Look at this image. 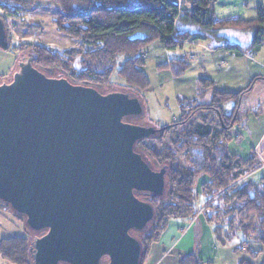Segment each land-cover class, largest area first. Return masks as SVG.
Listing matches in <instances>:
<instances>
[{"label": "trees", "instance_id": "16d2710c", "mask_svg": "<svg viewBox=\"0 0 264 264\" xmlns=\"http://www.w3.org/2000/svg\"><path fill=\"white\" fill-rule=\"evenodd\" d=\"M41 1L58 7L57 29L78 41L79 46L60 56L45 46L31 44L33 65L45 71L60 69V75L71 83L99 89L112 83L115 72L131 91L148 90L143 51L154 42L173 51L186 41L210 40L213 47H222L234 56L253 54L264 45V3L256 6L252 19L216 17V0H0V9L7 16H15L32 12ZM185 4L190 10L183 9ZM226 31L249 33L250 44L229 41L222 36ZM8 41L10 45L9 36ZM159 68L169 69L179 77L189 63L184 58L172 59ZM198 84L199 96L211 93L207 103L182 107L178 118L169 122L164 131L135 144V149L154 164L153 168L166 169L164 196L145 198L154 206L155 216L144 232L136 233L142 244L140 264L170 220L196 218L200 197L204 200L202 216L215 237L240 240L234 251H244L247 258L238 259L237 264H264V173L258 182L248 179L262 168V162L253 148L246 158L229 149L231 142L241 140L238 131L247 129L248 113L264 115V74L254 76L237 92L218 90L209 79L201 78ZM226 101L234 103L228 114L222 110ZM214 122L217 125L211 129ZM179 125H184L181 132L162 146L166 134ZM145 140L161 148L144 146ZM201 176L208 180L197 191L196 180ZM0 204L9 209L6 203ZM30 245L31 239L26 236L2 238L0 257L11 264H32ZM178 264L210 262L203 261L194 250L180 255Z\"/></svg>", "mask_w": 264, "mask_h": 264}, {"label": "water", "instance_id": "95a60500", "mask_svg": "<svg viewBox=\"0 0 264 264\" xmlns=\"http://www.w3.org/2000/svg\"><path fill=\"white\" fill-rule=\"evenodd\" d=\"M143 114L137 93L49 77L29 54L0 82V202L39 234L32 264H140L136 233L155 216L145 198L164 196L166 169L135 144L168 127Z\"/></svg>", "mask_w": 264, "mask_h": 264}, {"label": "crops", "instance_id": "0c3cea01", "mask_svg": "<svg viewBox=\"0 0 264 264\" xmlns=\"http://www.w3.org/2000/svg\"><path fill=\"white\" fill-rule=\"evenodd\" d=\"M260 3H264V0H216L214 12L218 18L239 17L252 19L255 17L256 6ZM225 34L239 35L241 37L240 40H235L234 42L242 46L250 44L251 35L249 33L226 31ZM154 43H156L153 45L152 52L154 54L150 52L147 55H143L145 62L144 72L150 81V85L153 84L156 78L154 76L152 80L150 75L152 71L156 73L168 72L172 77L180 78V76H174L169 69H158V66L166 64L172 59L180 58L186 59L189 64L196 63L200 70L199 73H201L197 79H209L221 91L237 92L247 86L254 76L264 74V45L253 54L244 53L242 56H234L230 55L222 47L210 46L208 40L186 41L180 48L171 51L172 55L169 52L166 54L167 50L158 42ZM198 52L201 53L200 57L196 56ZM209 54L211 55L210 61L215 69V75L203 73V66L206 64V61H204L205 56H209ZM155 55L157 59H154ZM196 59L197 61H194ZM147 62L150 65H147ZM158 83L159 81L156 80V84ZM206 94H209L208 97L210 99V92H206L202 97H206ZM184 100L181 99L179 101V108L180 102H184ZM249 116H252V120L248 119ZM238 132L242 136L241 141H244L243 147L236 145L237 142H231L229 149L232 153L246 158L249 155L250 148H253L262 162V168L251 174L248 179L258 182L264 173V115L256 117L252 113H248L247 129H241ZM234 144L235 146L233 147L236 149L232 151L231 145ZM237 149L238 151L236 152ZM207 180L206 176L199 177L196 180L197 187ZM196 190L199 191L198 188ZM239 241V239L235 238L218 240L204 218L202 220L199 218H194V220L173 219L169 221L166 228L161 232L156 243L151 246L142 264H178L180 255L191 253L194 250H197L203 261L210 262V264H237L238 259L247 258V254L244 251H234V248L239 245ZM249 245L253 248H259L256 244Z\"/></svg>", "mask_w": 264, "mask_h": 264}, {"label": "rangeland", "instance_id": "374dc122", "mask_svg": "<svg viewBox=\"0 0 264 264\" xmlns=\"http://www.w3.org/2000/svg\"><path fill=\"white\" fill-rule=\"evenodd\" d=\"M184 8L186 10H190V6L188 4L183 5V9ZM57 9L58 7L55 4L48 1H41L32 12L20 13L15 16H7L3 10L0 9V16L6 20L8 36L10 38L9 48L7 50L0 49V82L10 78L18 60L23 55L26 56L31 52V44L45 46L52 52H57L60 56L62 54L64 55V53L71 48L79 46L78 41H75L72 37L57 29V23H60V20L57 17ZM222 36L233 42L235 40H240L241 38L239 35L222 34ZM208 41L210 42V46L213 47L215 45L210 40ZM154 44L156 43H152L146 47L143 51V55H147L150 52L154 54V52H152ZM168 52L173 55L171 51H167L166 54ZM196 56L200 57L201 53H196ZM210 57V54L209 56H205L204 61H206V64L203 66V73L215 75V69L211 64ZM154 59H157L156 55ZM194 61H197V59ZM147 65H150V63L147 62ZM199 71L200 70L198 69V66H196V63H190L189 68L183 75L180 76V78H174L168 72H150L152 80L154 76L156 78L148 90L137 93L144 107V116L136 122L141 125H151L156 129H160L167 126L170 120L176 119L179 116V111L182 110V107L189 109L191 106L193 108L196 107L197 104L207 102L209 94H206L207 96L203 98L197 93V90L199 89V79L197 78L201 74ZM61 73L62 71L60 69L45 71V74L49 77L56 76ZM111 80L112 83L100 89L101 92L104 93L108 89L133 90L124 86L115 72L112 74ZM156 80L159 81L158 84H156ZM181 99L185 100L184 102L181 101V106L179 108V101ZM233 107V101H226L223 103L222 108L224 114L230 113ZM251 118L252 116L248 117V119ZM215 125L217 124L214 122L210 128L214 129ZM183 128L184 125H179L172 131H169L164 137L161 145L170 144L169 140L172 136H174L175 133H180ZM143 145L161 148V145H157V143H153L150 140L143 141ZM236 145L243 147L244 141L240 140L236 143ZM233 146H235V144L231 145L232 151L236 149ZM237 151L238 149L236 152ZM149 162L152 167H155L151 161ZM196 188L199 189L197 184ZM200 199L201 197L199 198V202L196 203L198 210L196 218L202 220L203 216L200 208L203 205V200L201 202ZM0 211H3L0 212V239L11 236H26L32 240L34 237L39 236V234L31 232L29 228L24 225L23 219L13 214L4 204H0ZM0 264L11 263L0 258Z\"/></svg>", "mask_w": 264, "mask_h": 264}]
</instances>
